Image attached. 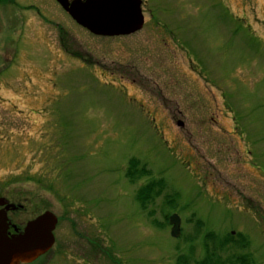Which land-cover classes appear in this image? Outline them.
Returning a JSON list of instances; mask_svg holds the SVG:
<instances>
[{
  "label": "rangeland",
  "instance_id": "rangeland-1",
  "mask_svg": "<svg viewBox=\"0 0 264 264\" xmlns=\"http://www.w3.org/2000/svg\"><path fill=\"white\" fill-rule=\"evenodd\" d=\"M144 1L150 23L170 25L178 45L167 51L170 37L159 29V41L154 24L93 37L54 0H0V196L24 206L21 217L58 219L54 247L35 264H177L188 250L192 264L203 243L194 230L252 232L257 180L264 191V0ZM181 74L183 94L209 100L196 123L174 120L191 98L155 95ZM154 101L172 121H149ZM131 158L149 172L133 184ZM160 178L168 190L150 218L136 192ZM173 214L177 240L164 221Z\"/></svg>",
  "mask_w": 264,
  "mask_h": 264
},
{
  "label": "water",
  "instance_id": "water-1",
  "mask_svg": "<svg viewBox=\"0 0 264 264\" xmlns=\"http://www.w3.org/2000/svg\"><path fill=\"white\" fill-rule=\"evenodd\" d=\"M60 7L80 27L95 36L114 37L133 34L141 29L143 18L139 0H56ZM0 264H31L47 254L54 246L53 232L57 217L45 211L26 223L20 234L10 235L6 213L13 205L0 198ZM170 236L180 234V220L176 215L168 219Z\"/></svg>",
  "mask_w": 264,
  "mask_h": 264
},
{
  "label": "flooded vegetation",
  "instance_id": "flooded-vegetation-1",
  "mask_svg": "<svg viewBox=\"0 0 264 264\" xmlns=\"http://www.w3.org/2000/svg\"><path fill=\"white\" fill-rule=\"evenodd\" d=\"M83 1V0H82ZM141 1V13L143 16V24L140 30L134 32L133 34H130L128 36H119V37H112L110 39H124L126 37L129 36H134L137 33H140L141 31H145L146 27L149 26L150 24H154L155 26L152 27L151 31H155L157 30V34L159 35V41L161 40V36L160 33L162 30L163 31V35L167 34L169 35V40L170 42L167 43V39H163L161 40L164 43L165 48L168 51L167 47H171V46H176L178 45V42H176L175 38L172 35V27L168 28L170 25H168L166 22H159V21H152L153 23H150L149 17L150 19H155L153 18V16H149L148 18L146 17V12H145V8H144V4L145 1L144 0H140ZM149 14V13H148ZM60 24L56 23V45L60 47L59 50L64 51L63 49V45L64 43V39L67 36L66 30L63 26L59 27ZM162 27H161V26ZM150 29V28H149ZM160 29V30H159ZM165 38V37H164ZM107 39V38H106ZM148 42V41H146ZM162 47V46H160ZM182 47L180 46L178 49H181ZM181 51V50H179ZM161 55V53H160ZM164 55H161L159 60L156 61V63H154L153 66L159 65V67H161V64L163 63L164 60ZM148 60V58H147ZM189 61L186 63L187 66H191L192 64V69L190 71V74H193L195 77H198L199 73L198 71L195 70V66L193 64L192 59H188ZM191 62V63H190ZM151 65V64H149ZM148 67V65H147ZM149 71H151L150 69H148ZM181 82L178 80V78H171L169 79L167 82H165L166 85H164V88L166 87V91H165V95H162L163 90L160 87L158 93H155L156 97L159 98H163V101L166 100L169 101V97L166 96V93H176L178 95L182 94V96H184L185 98L190 99L191 101L186 103V105L188 106V108H190V113H187V108H180L179 105H177V109L179 110L177 115H174V120L178 122V125H182V122H180L179 120L181 118H184L185 115L186 116V121H192L193 123H196L199 120L198 117V108H201L202 106L205 105V103H208L209 100H205L204 104L202 103V101H199V96H198V91L195 94L193 93H188V96L185 95V93L183 94L182 89H183V76L182 74L179 76ZM193 76L189 75L186 78H191ZM195 82V79L194 81ZM168 84V85H167ZM183 84V85H182ZM160 93V94H159ZM160 96H157V95ZM192 96V97H191ZM133 99V101L138 102L139 105H141L142 107L143 104L140 100L136 99L135 97H131ZM194 98V99H193ZM187 99V100H188ZM156 102L154 101L152 102L153 105H151L153 108V111L155 115H159L162 117H159V119L154 116L149 110H143L147 113V115H150V113L152 114L153 118H148L149 121L153 124H155L156 122L158 123H166L167 121H172L173 117L170 118V115H165L163 112L159 111L156 109ZM200 105V106H199ZM146 109V108H145ZM193 109H195L193 111ZM157 111H159L160 113H158ZM161 114V115H160ZM163 124V123H162ZM258 183V187H257V197L254 199V217H249L251 224H252V232H250V235L247 233H244V230L240 229L238 232H225L223 234H216L215 232L212 231H203L202 234H200V232H195V235H201V237H212V236H221L223 237V244L222 246H210L209 250L210 251H217L219 253H222L223 255V259L221 261H219V263L217 264H264V191L263 188L261 187V181L257 180ZM2 198V197H0ZM5 199V198H3ZM7 204L13 205L15 207V210H9L6 213V217H7V222L9 224V229L8 232L10 235L12 234H20L23 231L24 226L26 225L27 222H29L30 220H32L34 217H21V215H23V211H25L24 206L18 204V203H14L13 201L11 202L8 199H5ZM5 206H0V210H3ZM38 213L34 214L37 215ZM237 236V238L235 239V237ZM198 237V236H197ZM254 240V242H253ZM199 251V253H202L203 250H206L203 246V244H200L196 247ZM233 252L237 253L239 256L238 258H236V256H233ZM181 264H191L188 262H180ZM214 264H216V262H213ZM192 264H203L202 262H198V261H192Z\"/></svg>",
  "mask_w": 264,
  "mask_h": 264
},
{
  "label": "trees",
  "instance_id": "trees-1",
  "mask_svg": "<svg viewBox=\"0 0 264 264\" xmlns=\"http://www.w3.org/2000/svg\"><path fill=\"white\" fill-rule=\"evenodd\" d=\"M125 171H126L125 176L129 180L130 184H133L134 181L137 180L136 175L138 176L147 175L148 176V173H149L148 171H146L145 167L140 164V162H138L136 159H133V158L129 160L128 164L126 165ZM151 180L152 181L150 184H147L146 186H144L143 188H141L140 190L136 192V201L139 203L143 211H147L148 217H152L151 212L148 211V208L150 207V205H152V202L154 201V199L158 198L160 194L163 193V191L166 192L168 190L166 184L161 178L159 181L158 179L157 180L151 179ZM172 198L173 200L175 199V194L172 195ZM166 205H167V208L171 207L168 202L166 203ZM203 240H204L203 246L206 250L202 256V259L199 260L198 262H202L203 264H214L213 262H216V264L219 263L220 260L217 259L215 251L212 252L209 250V248L210 246H216V245L222 246V243H219L217 241V238H214V239L204 238ZM188 243H191V242H188ZM92 248L94 249V251L96 250L95 249L96 246H94L93 243H92ZM102 254L105 255L109 259V255L105 251L102 252ZM186 260H187V257L182 259V261H186ZM110 261H111V258H110ZM111 263L115 264L114 262H111Z\"/></svg>",
  "mask_w": 264,
  "mask_h": 264
}]
</instances>
